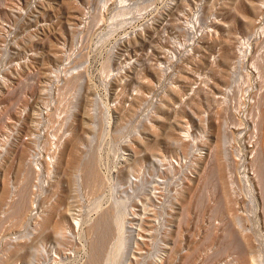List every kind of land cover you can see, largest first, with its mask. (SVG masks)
<instances>
[{"label": "rangeland", "instance_id": "374dc122", "mask_svg": "<svg viewBox=\"0 0 264 264\" xmlns=\"http://www.w3.org/2000/svg\"><path fill=\"white\" fill-rule=\"evenodd\" d=\"M0 264H264V0H0Z\"/></svg>", "mask_w": 264, "mask_h": 264}]
</instances>
